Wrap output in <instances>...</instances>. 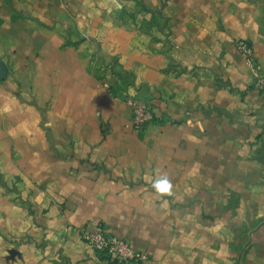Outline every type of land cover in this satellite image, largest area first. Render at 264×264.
Listing matches in <instances>:
<instances>
[{
	"label": "crops",
	"instance_id": "0c3cea01",
	"mask_svg": "<svg viewBox=\"0 0 264 264\" xmlns=\"http://www.w3.org/2000/svg\"><path fill=\"white\" fill-rule=\"evenodd\" d=\"M236 38L264 69V0H0V264H115L96 223L142 264H264V89Z\"/></svg>",
	"mask_w": 264,
	"mask_h": 264
},
{
	"label": "built area",
	"instance_id": "2783aa9c",
	"mask_svg": "<svg viewBox=\"0 0 264 264\" xmlns=\"http://www.w3.org/2000/svg\"><path fill=\"white\" fill-rule=\"evenodd\" d=\"M236 49L247 62L252 85L264 89V69L257 60L251 43L243 38L234 40ZM130 107L131 127L137 132L155 120L153 107L149 100L132 95L124 99ZM80 235L100 258H107L115 264H142L148 253L135 249L126 239L112 235L101 223L83 226Z\"/></svg>",
	"mask_w": 264,
	"mask_h": 264
},
{
	"label": "clouds",
	"instance_id": "9594fccd",
	"mask_svg": "<svg viewBox=\"0 0 264 264\" xmlns=\"http://www.w3.org/2000/svg\"><path fill=\"white\" fill-rule=\"evenodd\" d=\"M154 188L159 193H170L172 189V184L170 180L165 176L163 178L157 179L154 182Z\"/></svg>",
	"mask_w": 264,
	"mask_h": 264
}]
</instances>
